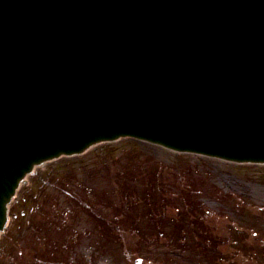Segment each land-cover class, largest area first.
Here are the masks:
<instances>
[{"label": "water", "instance_id": "95a60500", "mask_svg": "<svg viewBox=\"0 0 264 264\" xmlns=\"http://www.w3.org/2000/svg\"><path fill=\"white\" fill-rule=\"evenodd\" d=\"M122 137L264 163V0H0V234L35 165Z\"/></svg>", "mask_w": 264, "mask_h": 264}, {"label": "rangeland", "instance_id": "374dc122", "mask_svg": "<svg viewBox=\"0 0 264 264\" xmlns=\"http://www.w3.org/2000/svg\"><path fill=\"white\" fill-rule=\"evenodd\" d=\"M11 205L0 264H264V165L123 138L36 167Z\"/></svg>", "mask_w": 264, "mask_h": 264}, {"label": "trees", "instance_id": "16d2710c", "mask_svg": "<svg viewBox=\"0 0 264 264\" xmlns=\"http://www.w3.org/2000/svg\"><path fill=\"white\" fill-rule=\"evenodd\" d=\"M188 208L191 209V210H199V209H193V208H191L190 206H188Z\"/></svg>", "mask_w": 264, "mask_h": 264}]
</instances>
